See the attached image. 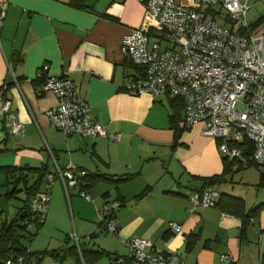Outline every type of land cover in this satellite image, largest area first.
Segmentation results:
<instances>
[{
  "label": "crops",
  "instance_id": "crops-1",
  "mask_svg": "<svg viewBox=\"0 0 264 264\" xmlns=\"http://www.w3.org/2000/svg\"><path fill=\"white\" fill-rule=\"evenodd\" d=\"M174 1L192 5L190 0ZM146 2L88 0L83 9L74 0H0L6 4L0 30V98L9 100L22 125L19 133L11 135L0 120V198L13 199L6 197L4 168H46L47 173L54 172L56 166L64 171L74 168L95 177L85 189L90 201L77 189H70L66 197L60 181L55 180L37 234L47 222L59 228L70 203L79 222L76 232L88 238L82 248L103 252L93 264H108L113 255L125 256V242L133 237L150 240L158 250L180 256L184 264H260V251L264 259V208L252 219L246 240H240L239 218L218 207L193 208L189 201L200 186L196 177L222 172L218 142L204 137L201 125L184 129L175 142L169 122L172 98L132 96L123 88L125 78L136 70L128 66L121 41L143 25ZM247 4L251 31L263 33L264 21L254 25L264 15L248 19V14L255 7H264V0H247ZM43 66L47 76L70 79L92 118L104 126L105 137L65 138L50 125L46 112L56 106V97L41 91V83L34 81ZM101 176L127 180L110 183ZM43 189L42 182L37 194ZM19 195L24 198L22 192ZM18 200L15 215L24 204L22 198ZM111 201L121 202L114 213L118 225L115 235L100 227L97 216V210ZM2 214L0 210V221L7 219ZM172 222L181 226L180 234L171 233L168 226ZM193 232H199V240L187 251L186 237ZM261 233L260 249L250 239L254 236L258 242ZM74 236L79 242V236ZM31 247L29 251H42ZM66 247L46 249L65 250L62 260L48 256L47 262L43 257L32 264H77L74 253H66Z\"/></svg>",
  "mask_w": 264,
  "mask_h": 264
},
{
  "label": "built area",
  "instance_id": "built-area-1",
  "mask_svg": "<svg viewBox=\"0 0 264 264\" xmlns=\"http://www.w3.org/2000/svg\"><path fill=\"white\" fill-rule=\"evenodd\" d=\"M190 1L192 5L187 7L174 0H147L143 25L121 41L123 56L137 69L125 78L123 88L132 96L179 98L184 105L185 129L201 125L202 135L216 140L220 156L227 160L243 159L242 143L248 140L253 163L264 166V32L249 31L247 0ZM5 13L6 4H0V30ZM46 69L40 68L36 78L42 80L41 91L51 92L57 100L56 106L46 112L50 125L65 138L105 137L104 126L92 118L70 79L47 76ZM0 120L9 134L21 131L22 125L11 111L9 100L2 97ZM46 149L55 163L50 149ZM85 174L57 166L54 172L46 173L43 191L29 200L35 223L45 219L55 180L60 181L66 197L70 189H77L82 198L90 201ZM218 199L213 188L189 197L193 208H213ZM120 206V201H111L97 210L104 231L117 234L114 213ZM168 227L173 235L181 233L177 223H169ZM262 240L261 233L260 249ZM74 245L80 254L76 237ZM125 245L126 255L110 256L108 264H184L180 256L158 250L148 239L129 238ZM16 262L22 263V258ZM6 264L13 262L8 260Z\"/></svg>",
  "mask_w": 264,
  "mask_h": 264
},
{
  "label": "trees",
  "instance_id": "trees-1",
  "mask_svg": "<svg viewBox=\"0 0 264 264\" xmlns=\"http://www.w3.org/2000/svg\"><path fill=\"white\" fill-rule=\"evenodd\" d=\"M88 0H74L75 4L79 8H87L85 3ZM264 19H259L258 22L254 25L256 26L259 23H262ZM253 29V26L249 27V31ZM240 34L243 31H238ZM128 66L133 70H136V67L132 66L127 60ZM37 84L41 83V79L35 78L34 80ZM172 114L169 116L170 126L173 129L174 141L176 142L179 138L180 133L185 129L184 125L180 126V123L183 124V112L184 105L182 100L179 98H172L170 100ZM244 150L243 159L249 163H253L251 159L252 155V144L248 140H244L242 143ZM223 169L221 174L211 176V177H196L195 179L200 182L199 189L196 191L202 193L203 191L209 188H215L216 186L224 183L226 176L231 172L232 167L235 164H238L239 167L243 165L242 159L236 160H227L222 158ZM3 174L5 175L6 186L8 190L6 192L7 198H14L17 193L22 192L24 195L23 205L19 208L18 212L14 216V219L9 221L5 219L0 221V264H6V261L11 260L13 264H32L38 263L45 256H50L53 258L60 257V260L64 258L65 250H42V251H29L23 244L22 239H27L30 241L40 229L43 223H35L36 218L32 215L29 208V200L37 195L39 188L43 182V177L47 173L46 168L40 169H30V168H4L2 169ZM84 184L87 188L89 186L88 182L95 180V177H92L88 174H85ZM102 177V176H101ZM103 178V181L110 183H120L127 178L113 180L110 178ZM259 186H264V174H261ZM215 207H218L221 211L229 213L234 217L240 219V240H246V234L248 227L252 219L256 218L259 215L260 211L264 208V203L250 207L246 209L243 200L241 198L233 197L224 193H220L219 199L216 202ZM27 223L33 224L34 232L30 233L27 228ZM199 240V232H193L186 237L185 247L187 251H191L196 242ZM68 244V240H66ZM206 245V243H204ZM67 252H73L77 264H93L99 260L103 252L94 251L90 249H85L79 246L80 254L76 246L73 244L66 248ZM22 258V263H17V258ZM260 264H264L263 254L260 252ZM227 264H237L236 262H229Z\"/></svg>",
  "mask_w": 264,
  "mask_h": 264
},
{
  "label": "rangeland",
  "instance_id": "rangeland-1",
  "mask_svg": "<svg viewBox=\"0 0 264 264\" xmlns=\"http://www.w3.org/2000/svg\"><path fill=\"white\" fill-rule=\"evenodd\" d=\"M263 8L264 7L253 8L248 14V19H254L259 15H264ZM262 24L263 23H261L260 25ZM242 161L243 165L239 167L238 164H235L232 167L231 172L226 176V181L216 186L215 190L221 193L225 192L241 198L246 209H249L250 207L256 206L258 202H264V186H259L261 174H264V166L256 165L255 163H249L245 159H242ZM57 186L58 185H56L55 188ZM1 192H3V190ZM16 196V198L10 200L6 199L5 197L0 198V210L3 211V218L6 217L8 219L15 215V208L20 205L18 199H23V196L19 195V193H17ZM67 210V214L61 216V225L59 226V228L54 226L53 223L47 222L45 228L42 229L37 235H35V240H32L30 242L27 239H22V244L26 246L27 249H30V246L32 245V250L34 249V247H36L35 249L37 250L66 247V244H64L65 238L68 239V243L72 245V243L74 244V235L79 236V246L82 247L83 243L88 244V238L81 236L80 232H76L75 227L77 229L79 228V222L77 220L76 212L72 209L70 203L67 204ZM258 216L259 215H257L256 218H258ZM249 227H251V223ZM27 230L33 234L34 227L30 226L27 228ZM251 238L252 241L250 239V242L258 244L257 239L254 240V236H251ZM44 260L45 262H47L48 260H50V258L48 256H45ZM258 261L260 262V259Z\"/></svg>",
  "mask_w": 264,
  "mask_h": 264
},
{
  "label": "water",
  "instance_id": "water-1",
  "mask_svg": "<svg viewBox=\"0 0 264 264\" xmlns=\"http://www.w3.org/2000/svg\"><path fill=\"white\" fill-rule=\"evenodd\" d=\"M14 219V217H11V218H9V221H11V220H13Z\"/></svg>",
  "mask_w": 264,
  "mask_h": 264
}]
</instances>
